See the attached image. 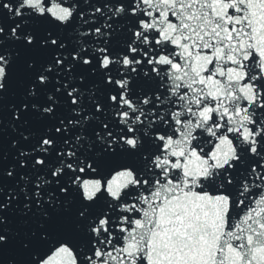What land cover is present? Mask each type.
Here are the masks:
<instances>
[{
	"label": "snow or ice",
	"instance_id": "6c2138e0",
	"mask_svg": "<svg viewBox=\"0 0 264 264\" xmlns=\"http://www.w3.org/2000/svg\"><path fill=\"white\" fill-rule=\"evenodd\" d=\"M0 264H264V0H0Z\"/></svg>",
	"mask_w": 264,
	"mask_h": 264
}]
</instances>
